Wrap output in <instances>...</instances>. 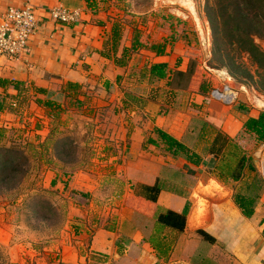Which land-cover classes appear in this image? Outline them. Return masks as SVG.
Instances as JSON below:
<instances>
[{"label": "crops", "instance_id": "1", "mask_svg": "<svg viewBox=\"0 0 264 264\" xmlns=\"http://www.w3.org/2000/svg\"><path fill=\"white\" fill-rule=\"evenodd\" d=\"M26 4L35 15V32L20 55L0 56V116L6 110L4 101L11 100L13 106L16 103V83L27 87L29 93L36 90L31 108L36 106V100L69 98L66 88L72 83L77 84L81 96L86 95L96 106L109 105L108 114L113 110L126 116V124L121 123L114 132L126 133L129 124L127 144L113 138L123 148V156L118 159L124 167L119 171L127 183L121 192L125 201L115 212L120 222L116 229H96L86 247L88 252L113 264H194L204 258L203 254L207 257L221 247L232 264H264V240L259 235L257 216L260 208L264 209V193L247 218L226 191V196L212 192L203 197L204 190H200L207 188L204 177L209 173V161L214 160L208 150L215 134L237 141L245 119L264 111V95L254 91L255 96L245 90L249 95L246 97L243 90L234 92L227 84L217 89L215 73L219 70L206 64L211 44L209 40L202 42L197 28V40L202 42L198 48L185 41L189 40L188 32L178 41L163 39L161 34L159 41L165 45L161 55L143 47L144 57L137 60L141 62V72L136 77L131 72L133 68L125 67L120 72L113 58L102 55L107 50L104 44L111 24L101 13L89 12L85 0H0V21L10 7L22 8ZM57 8L77 12L79 18L69 23L55 21L51 12ZM159 63L167 66V77L163 79L149 73L150 66ZM222 73L226 81L232 79L226 71ZM144 76L149 88L145 83L132 88ZM203 81L209 86L206 94L198 93ZM130 88L143 100L137 111L128 103ZM237 97L245 104L233 106ZM134 114L138 122L131 119ZM156 130L183 144L189 155L159 148L163 144ZM146 134H151L159 147L148 145L149 151L142 149ZM153 186L159 187L155 201L147 199ZM203 203H208L209 208H202ZM166 211L183 218L182 229L159 226L157 217ZM197 211L205 218L195 214ZM152 239L161 243V251L153 247ZM59 247L61 264H81L86 257L84 251L71 249L64 242ZM9 255L17 261L13 253ZM39 257H33L31 263L47 264L45 256Z\"/></svg>", "mask_w": 264, "mask_h": 264}, {"label": "rangeland", "instance_id": "2", "mask_svg": "<svg viewBox=\"0 0 264 264\" xmlns=\"http://www.w3.org/2000/svg\"><path fill=\"white\" fill-rule=\"evenodd\" d=\"M90 3L89 12L101 13L111 25H118L120 39L114 63L122 64L118 66L120 72L131 67L137 77L141 72V62L137 63V60L144 57L143 47L162 44L159 41L161 34L163 39L178 41L180 37L183 39V33L188 32L189 40L185 41L193 43L196 48L204 40H209L210 55L204 57L208 58L206 64L210 68L219 70L215 73L219 80L217 89L227 84L234 92L243 90L246 97L249 96L246 91L255 96L254 91L264 95L244 76L239 77L241 81L234 78L228 67L221 65L214 55L207 8L215 0H90ZM195 28L200 32L202 42L197 40ZM135 37L143 47L123 55L122 49L130 46ZM253 41L264 51V36L253 35ZM232 56L255 75L257 66L247 53H239L234 48ZM224 71L233 80H224ZM143 80L132 88H139L143 83L149 88L145 76ZM260 83L262 85L263 80ZM135 89H128L129 96H137ZM66 91L69 98L49 101L53 103L49 106L45 105L47 100L44 99L36 100V106L30 107L35 89L30 90L27 99H22L21 105L16 102L13 106L11 100L10 104L8 100L4 101L6 110L0 116V130L5 133L0 143V182L4 179L11 184L9 188L0 185V264H32L31 260L37 255L45 256L47 264H61L58 258L60 242L71 249L84 251L86 257L81 264H113L89 253L86 247L96 229H116L120 222L115 212L125 201L121 192L127 183L119 171L124 167L118 159L123 156V148L117 146L113 138L127 144L129 124L126 133L114 132L115 127L126 124L125 115L113 110L108 114L109 105L96 106L86 95L81 96L79 90L67 87ZM128 99L129 106L137 111L138 102ZM242 103L237 97L233 106ZM130 117L133 122H138L136 114ZM150 138L151 134H146V145L142 149L149 151ZM252 144L246 147V153L254 170L247 171L243 183L219 180L218 177L225 172L220 170L219 161L214 158L209 161V173L204 177L207 188L200 189L204 190L203 197L211 196L212 192L223 196L228 193L235 204L237 195L254 198L257 204L264 193V147ZM159 148L163 150L165 147ZM213 198L217 200V197ZM202 208H209V204L203 203ZM260 209L258 231L264 240V209ZM196 213L205 218L200 211ZM11 253L17 261L12 260ZM203 255L204 258L194 264H232V259L221 247L213 249L207 257Z\"/></svg>", "mask_w": 264, "mask_h": 264}, {"label": "trees", "instance_id": "3", "mask_svg": "<svg viewBox=\"0 0 264 264\" xmlns=\"http://www.w3.org/2000/svg\"><path fill=\"white\" fill-rule=\"evenodd\" d=\"M85 2L87 8L90 9L92 6L90 0H85ZM207 17L213 34V53L217 56L221 65L227 66L230 74L237 80L239 77L244 76L246 81L251 84H256L259 91L264 92V51H261L253 41V35L264 36V0H215V3L207 8ZM119 39L120 32L118 30V25H111L104 44V49L107 48V50H103L102 55L107 58H113L115 61L117 58H115L114 54L118 51ZM141 47L143 46L138 41L137 37H135L130 46L122 49L124 52L123 55ZM234 48H236L239 53H247L250 56L253 63L257 66L255 75H252L244 69L242 63L237 62L235 57L232 56ZM149 49L156 55H161L165 51V45L154 44L150 46ZM115 64L117 66L122 65ZM166 68L167 66L165 63L153 64L149 68V73L157 79H163L167 77L168 72H165ZM257 78L259 79L258 81L256 80ZM260 80H263L262 85H260ZM15 86L19 93L13 100L19 102L21 105L23 102L22 99H27L29 96V91L28 88L24 87L21 83H16ZM67 87L78 90L77 84L69 83L67 84ZM208 91L209 86L206 83H202L198 93L206 94ZM128 98H132L134 101L138 102L139 105L143 104L142 98H138L137 96H129ZM147 100L148 99H144L145 102ZM51 104L53 103L49 101L45 103L47 106ZM242 129L238 140L232 142L230 139L217 132L208 150V153L211 154L215 160L219 161L220 170L225 172L224 175L220 174L221 176L218 177V179L223 182L231 179L237 183L241 181L243 183L247 171L254 170L249 162L250 158L247 156L246 147L249 146V143L251 145H253L252 143L264 145V111L259 112L257 116L247 117L243 122ZM156 134L160 142L165 146L166 151H172L175 154H188V149L167 133L161 130H156ZM210 134L211 132L208 135ZM4 138L5 133L0 130V143ZM238 141L242 142V146ZM148 142L155 147H159V143L152 138H150ZM3 184L9 188L11 181L3 179V181L0 182V185ZM158 191L159 187L153 186L149 189L150 195H148L147 199L155 201L156 197L154 194ZM235 202L245 217L248 218L252 216L255 204L254 198L237 195L235 197ZM157 223L162 228L168 227L182 229L183 218L166 211L158 215ZM151 242L153 247L159 251L161 243L159 241L157 242L155 239H152Z\"/></svg>", "mask_w": 264, "mask_h": 264}, {"label": "built area", "instance_id": "4", "mask_svg": "<svg viewBox=\"0 0 264 264\" xmlns=\"http://www.w3.org/2000/svg\"><path fill=\"white\" fill-rule=\"evenodd\" d=\"M51 14L55 21L63 23L75 22L79 18L77 12L62 8L54 9ZM35 27V15L29 4L22 8L10 7L0 21V56L20 55L35 32Z\"/></svg>", "mask_w": 264, "mask_h": 264}]
</instances>
